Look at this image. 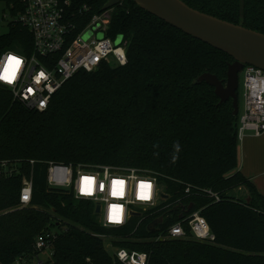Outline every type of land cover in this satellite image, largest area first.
<instances>
[{
	"label": "trees",
	"instance_id": "1",
	"mask_svg": "<svg viewBox=\"0 0 264 264\" xmlns=\"http://www.w3.org/2000/svg\"><path fill=\"white\" fill-rule=\"evenodd\" d=\"M109 1L74 3L89 6L87 22ZM119 1L109 36L127 42L125 65L104 63L95 72L80 71L43 112L26 108L0 86V162L18 169L0 180V264L36 258L35 239L55 227L60 231H55L53 256L38 264H116L104 237L119 238L112 241L116 249L147 253L149 264H264V195L239 169L240 116L233 115L232 99L221 103L215 88L196 83L206 73L226 83L234 59L142 10L134 0ZM181 1L264 34L259 0ZM2 3L14 19L24 13V0ZM32 47V35L20 23L0 34V55L7 50L30 53ZM50 163L145 169L158 177L168 198L124 228H106L91 201L48 185ZM31 175L32 201L22 207L23 180ZM236 189L245 196L234 195ZM190 204L206 218L215 240H159ZM161 217L151 233L149 225Z\"/></svg>",
	"mask_w": 264,
	"mask_h": 264
},
{
	"label": "built area",
	"instance_id": "2",
	"mask_svg": "<svg viewBox=\"0 0 264 264\" xmlns=\"http://www.w3.org/2000/svg\"><path fill=\"white\" fill-rule=\"evenodd\" d=\"M120 3V1H119ZM115 8V7H114ZM90 15L89 6H76L74 0H24V13L10 23H20L33 38L30 53L7 50L0 55V86L11 91L15 101L30 110L48 109L53 96L80 71L95 72L102 64L125 65L128 44L109 36L113 9ZM8 16L3 15L2 21ZM244 107L240 116L238 140L250 134L264 135V70L245 66L242 72ZM31 161V164H34ZM18 173L16 164L0 162V180ZM47 182L51 188L71 192L76 199L100 205L97 215L106 228H124L133 217L157 206L164 190L158 177L148 170L111 165L78 166L50 163ZM189 192V189H187ZM33 195V177L24 178L20 204L27 207ZM219 201L217 194H211ZM27 197V198H25ZM181 215H183L181 217ZM213 242L214 234L200 210L181 208L180 220L162 234L160 240L188 239ZM55 231H45L35 239L36 258H19L14 264H38L41 253L53 256ZM116 264H149L145 252L116 249Z\"/></svg>",
	"mask_w": 264,
	"mask_h": 264
},
{
	"label": "water",
	"instance_id": "3",
	"mask_svg": "<svg viewBox=\"0 0 264 264\" xmlns=\"http://www.w3.org/2000/svg\"><path fill=\"white\" fill-rule=\"evenodd\" d=\"M134 2L139 8L170 26L234 59V62L229 65L226 83L210 73L200 76L196 83H207L215 88V94L220 98L221 103L232 99L233 115L238 116L240 112L239 75L245 66H254L264 70V34L200 12L181 0H134ZM118 4L119 0H110L104 10L112 9ZM122 40L123 36H119L116 44H121ZM2 88L7 89L5 86ZM161 197L168 198L166 194H162ZM192 209L193 204H190L188 211ZM177 210L178 208H174V211ZM99 212L100 205L97 204L95 213ZM162 221V217L153 221L148 227L149 231L154 233Z\"/></svg>",
	"mask_w": 264,
	"mask_h": 264
},
{
	"label": "rangeland",
	"instance_id": "4",
	"mask_svg": "<svg viewBox=\"0 0 264 264\" xmlns=\"http://www.w3.org/2000/svg\"><path fill=\"white\" fill-rule=\"evenodd\" d=\"M6 14L8 16L7 21H2L3 15ZM14 19V16L11 14L10 9L2 3L0 4V34H5L9 31V23ZM243 75H239V89H238V97H239V108L240 115L243 111L244 107V86H243ZM249 135V134H248ZM241 145V142H239ZM244 145V153L242 159L239 158V165L241 167V163L244 164L246 173L250 176L254 177L253 181L258 188V190L264 195V138L259 139H250L247 137L244 138L242 142V146ZM242 160V161H241ZM241 167V169L243 168ZM247 174V176H248ZM234 195L243 197L245 196V191L241 189L234 190ZM95 208V204H93ZM54 231H60V228L55 227ZM120 240L119 238L112 237H104L105 247L110 254H114L116 252V248L113 247L112 241ZM49 258V252H44L40 254L39 259L41 261H46ZM35 264V263H33Z\"/></svg>",
	"mask_w": 264,
	"mask_h": 264
},
{
	"label": "crops",
	"instance_id": "5",
	"mask_svg": "<svg viewBox=\"0 0 264 264\" xmlns=\"http://www.w3.org/2000/svg\"><path fill=\"white\" fill-rule=\"evenodd\" d=\"M247 137H249L250 139H252V138H253V139H255V138L262 139V138H264V135L261 136V137H255V136L249 134V135H247V136L245 137V139H246ZM243 141H244V140H243ZM243 141H242V142H243ZM242 142H241V145H240V143H239V147H238V160H239V158L242 159V157H243V153H244V145L242 146ZM241 161H242V160H241ZM243 166H244V164L241 163V167H243ZM241 167H240V165H239V169H240V171L244 174V176H246V177L252 179V181H253L254 177H252V176H250L248 173H246L245 167H243L242 169H241ZM247 174H248V176H247ZM253 182H254V181H253Z\"/></svg>",
	"mask_w": 264,
	"mask_h": 264
},
{
	"label": "flooded vegetation",
	"instance_id": "6",
	"mask_svg": "<svg viewBox=\"0 0 264 264\" xmlns=\"http://www.w3.org/2000/svg\"><path fill=\"white\" fill-rule=\"evenodd\" d=\"M260 3H262L261 8H262V13L264 14V0H259Z\"/></svg>",
	"mask_w": 264,
	"mask_h": 264
},
{
	"label": "clouds",
	"instance_id": "7",
	"mask_svg": "<svg viewBox=\"0 0 264 264\" xmlns=\"http://www.w3.org/2000/svg\"><path fill=\"white\" fill-rule=\"evenodd\" d=\"M176 150L179 151V145H176Z\"/></svg>",
	"mask_w": 264,
	"mask_h": 264
},
{
	"label": "snow or ice",
	"instance_id": "8",
	"mask_svg": "<svg viewBox=\"0 0 264 264\" xmlns=\"http://www.w3.org/2000/svg\"><path fill=\"white\" fill-rule=\"evenodd\" d=\"M25 198H27V197H25Z\"/></svg>",
	"mask_w": 264,
	"mask_h": 264
}]
</instances>
